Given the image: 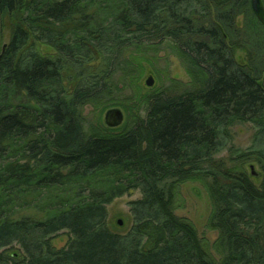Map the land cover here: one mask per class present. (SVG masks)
Wrapping results in <instances>:
<instances>
[{"label":"trees","instance_id":"obj_1","mask_svg":"<svg viewBox=\"0 0 264 264\" xmlns=\"http://www.w3.org/2000/svg\"><path fill=\"white\" fill-rule=\"evenodd\" d=\"M0 29V264H264V22L251 0H0ZM164 42L192 78L143 93ZM115 105L133 122L85 116ZM245 122L253 145L217 158ZM197 175L219 257L176 213ZM135 191L131 228L114 232L108 206Z\"/></svg>","mask_w":264,"mask_h":264},{"label":"rangeland","instance_id":"obj_2","mask_svg":"<svg viewBox=\"0 0 264 264\" xmlns=\"http://www.w3.org/2000/svg\"><path fill=\"white\" fill-rule=\"evenodd\" d=\"M259 17L264 22V5L262 0L259 4ZM243 20L240 17L239 21ZM0 52L2 47L8 41V31L6 29H0ZM152 64L147 65L145 72L142 76V91L143 93H152L157 89H164L170 87L173 83L178 82L180 84H187L191 80V74L189 72L188 65L181 58V56L176 53L175 47L172 43H162L156 48V51L151 53ZM152 74L155 79V85L148 88L144 85V79ZM124 94V93H123ZM118 96L119 100L123 98L126 100V96L135 95L134 91H130L126 95ZM135 97V96H134ZM134 104V103H132ZM120 108L124 114V120L121 126L124 124L132 123L133 117L131 114L123 107V105H115L113 107L104 108L103 110L98 109L95 106H87L85 108V116L89 122H98L104 127H109L105 123V114L109 109ZM142 109V105L140 107ZM135 109V108H134ZM138 109V108H137ZM136 110V109H135ZM134 114H138V110L133 111ZM113 128V127H112ZM233 131V141L228 144L226 148L221 150L216 156L219 159H228L231 155V147L238 150L237 152H246L253 145L255 127L250 122L240 123L232 128ZM251 166H254V171H252ZM244 170L251 179L259 185L262 181V171L258 162L254 159L248 161L243 165ZM141 196L139 191H135L131 194H126L119 198H116L109 206V218L108 223L110 228L114 232L126 233L132 226L133 218L129 210L128 203L131 200L137 199ZM177 208L176 213L179 216L187 218L195 226L199 237L208 246L211 253L215 257H219V231L216 230L211 225V216L213 213V202L211 195L207 186V180L201 175L189 179L187 181L181 182L177 189ZM122 220V224L118 223V220ZM69 240V235L66 231L61 232L53 239V244L60 248Z\"/></svg>","mask_w":264,"mask_h":264},{"label":"water","instance_id":"obj_3","mask_svg":"<svg viewBox=\"0 0 264 264\" xmlns=\"http://www.w3.org/2000/svg\"><path fill=\"white\" fill-rule=\"evenodd\" d=\"M252 1V6L255 12H259V4L260 0H251ZM5 48V45L3 46V50ZM0 57H1V52H0ZM156 79L152 74H149L145 79H144V85L148 88H151L155 85ZM124 120V114L123 111L120 108H112L109 109L106 114H105V123L109 127H117L120 126L123 123ZM251 169L253 172L254 171V166H251ZM119 224H122V220H118Z\"/></svg>","mask_w":264,"mask_h":264}]
</instances>
